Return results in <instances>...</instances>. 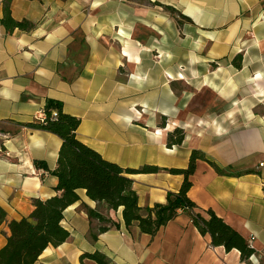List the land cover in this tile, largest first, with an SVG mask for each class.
Masks as SVG:
<instances>
[{"label":"crops","instance_id":"obj_1","mask_svg":"<svg viewBox=\"0 0 264 264\" xmlns=\"http://www.w3.org/2000/svg\"><path fill=\"white\" fill-rule=\"evenodd\" d=\"M9 9L33 27L9 32L0 22V248L8 221L57 194L61 139L27 125L53 98L79 117V139L124 168L186 167L199 150L188 196L255 252L241 260L212 245L181 210L154 235L140 232L121 207L78 189L61 220L68 238L32 264H98L81 257L96 250L108 264H264V0H11ZM177 127L184 139L169 147ZM127 175L141 207L183 181L164 169ZM89 209L118 227L98 233Z\"/></svg>","mask_w":264,"mask_h":264},{"label":"trees","instance_id":"obj_2","mask_svg":"<svg viewBox=\"0 0 264 264\" xmlns=\"http://www.w3.org/2000/svg\"><path fill=\"white\" fill-rule=\"evenodd\" d=\"M10 1L2 0L3 14L0 22L5 29L12 32L15 28L21 30L32 28L33 24L30 21L12 18ZM236 66H240V61L236 62ZM42 110L44 119L35 120L27 125L52 132L61 139L56 167L51 171L57 178L55 186L57 194L44 200L34 199V209L30 217L37 220L36 224L28 222L26 217L8 221L9 233L6 236V243L0 248V264H32L48 245L58 246L64 242L69 236V231L61 224L63 211L79 199L78 189H84L90 199L107 209L116 211L121 207L125 226L131 227L135 224L140 232L154 235L181 210L189 213L192 223L201 234L210 235L212 245H222L226 251L238 249L241 260L248 259L255 252L237 230L217 216L213 210L200 209L188 196L187 192L191 186L190 175L195 170L196 160L204 159L199 150H191L186 167L166 168L155 164H143L137 168H124L106 159L100 152L78 138L76 130L80 119L65 112L62 101L49 98ZM183 139L184 130L177 127L167 133L166 144L171 147L180 144ZM209 162L215 166L213 162ZM34 163L38 167L48 169L43 160L36 159ZM215 168L221 172L217 166ZM162 169L183 175L179 189L167 191L163 203L141 207L138 204L137 193L132 187L133 180L127 174L158 172ZM88 215L98 219L100 223L98 233L119 225L97 209H89ZM4 220L5 211L0 207V223ZM81 257H88L98 264H108L106 255L98 250L85 252Z\"/></svg>","mask_w":264,"mask_h":264},{"label":"built area","instance_id":"obj_3","mask_svg":"<svg viewBox=\"0 0 264 264\" xmlns=\"http://www.w3.org/2000/svg\"><path fill=\"white\" fill-rule=\"evenodd\" d=\"M53 115H55V113H53ZM44 112H43V110H41L39 113H38V115H37V117H36V120H43L44 119Z\"/></svg>","mask_w":264,"mask_h":264},{"label":"water","instance_id":"obj_4","mask_svg":"<svg viewBox=\"0 0 264 264\" xmlns=\"http://www.w3.org/2000/svg\"><path fill=\"white\" fill-rule=\"evenodd\" d=\"M26 220L28 222H30V223H33V224H36L37 223V220L35 218H33V217H30V216L26 217Z\"/></svg>","mask_w":264,"mask_h":264}]
</instances>
